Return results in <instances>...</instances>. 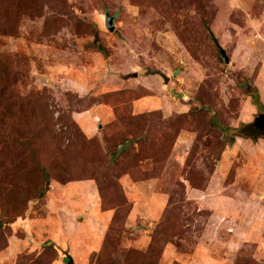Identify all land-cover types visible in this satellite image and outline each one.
<instances>
[{
    "label": "rangeland",
    "instance_id": "1",
    "mask_svg": "<svg viewBox=\"0 0 264 264\" xmlns=\"http://www.w3.org/2000/svg\"><path fill=\"white\" fill-rule=\"evenodd\" d=\"M260 115L264 0H0V264H264Z\"/></svg>",
    "mask_w": 264,
    "mask_h": 264
},
{
    "label": "water",
    "instance_id": "2",
    "mask_svg": "<svg viewBox=\"0 0 264 264\" xmlns=\"http://www.w3.org/2000/svg\"><path fill=\"white\" fill-rule=\"evenodd\" d=\"M111 22H112V16L105 14L104 15V25L109 31H111L113 29V25ZM218 48H219L220 54L223 57V60L225 62H227V57L225 56L224 51L219 46H218ZM257 121L258 122H255L254 125L257 126V129L259 131L258 133H260V135H262L264 137V123H263V118L261 115L259 116V119H257ZM250 136L252 137V135H250ZM129 143H131V139H126L123 142L117 144L115 147V151L113 154L110 155V158L117 157L118 154L121 152V150L125 149ZM80 218L81 217H79L78 219H80ZM64 257H65V264H74V261L69 254L65 253Z\"/></svg>",
    "mask_w": 264,
    "mask_h": 264
},
{
    "label": "trees",
    "instance_id": "3",
    "mask_svg": "<svg viewBox=\"0 0 264 264\" xmlns=\"http://www.w3.org/2000/svg\"><path fill=\"white\" fill-rule=\"evenodd\" d=\"M124 141V140H123ZM101 209H105V208H101ZM45 243L47 244V245H50V246H52L53 248H55V249H57L58 250V248H57V246L54 244V243H52L51 241H45ZM59 252H60V254L61 255H63L64 254V252L63 251H60V250H58ZM65 258V257H64Z\"/></svg>",
    "mask_w": 264,
    "mask_h": 264
}]
</instances>
